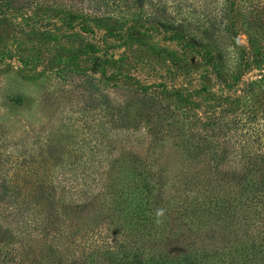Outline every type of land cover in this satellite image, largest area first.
<instances>
[{"label": "trees", "instance_id": "1", "mask_svg": "<svg viewBox=\"0 0 264 264\" xmlns=\"http://www.w3.org/2000/svg\"><path fill=\"white\" fill-rule=\"evenodd\" d=\"M13 16L31 39L57 32L90 55H32L57 63L74 107L0 153V264H264V0H0V26ZM154 33L203 59L222 114L191 111L202 87L106 67L105 40Z\"/></svg>", "mask_w": 264, "mask_h": 264}, {"label": "rangeland", "instance_id": "2", "mask_svg": "<svg viewBox=\"0 0 264 264\" xmlns=\"http://www.w3.org/2000/svg\"><path fill=\"white\" fill-rule=\"evenodd\" d=\"M191 9L189 5L177 6L178 15L187 21L190 15L194 16ZM170 10L174 11L172 7ZM20 20L19 16H13L7 28L0 26V153L12 151L16 146L24 147L37 134H43L50 122L63 114V109L74 107L57 63L51 59L45 63L32 60L38 48L57 58L69 50L87 54L85 57L90 55L77 41L66 40L57 32L45 39L33 40L17 26ZM238 29V37L246 45V35L240 26ZM101 34L99 31L97 37ZM83 37L86 41H96L92 34ZM105 42L103 48L108 53L106 67L109 70L121 73V76L131 74L144 84L161 83L182 93L202 87L192 95L195 103L190 109L205 121L227 108L218 96L221 84L212 74L209 79L204 76L207 64L203 59L196 53L180 49L176 42L165 39L162 34L142 35L139 40L111 38ZM121 56L123 59L119 58ZM261 67L262 64L250 66L243 78L251 77ZM165 101L171 103L167 98ZM185 165L186 161L180 155L171 153L173 175L181 174Z\"/></svg>", "mask_w": 264, "mask_h": 264}]
</instances>
